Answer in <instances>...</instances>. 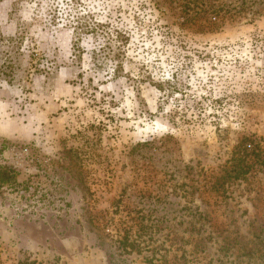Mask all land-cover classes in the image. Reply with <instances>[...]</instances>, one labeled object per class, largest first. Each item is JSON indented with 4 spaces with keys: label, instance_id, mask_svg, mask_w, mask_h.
<instances>
[{
    "label": "rangeland",
    "instance_id": "obj_1",
    "mask_svg": "<svg viewBox=\"0 0 264 264\" xmlns=\"http://www.w3.org/2000/svg\"><path fill=\"white\" fill-rule=\"evenodd\" d=\"M244 135L264 0H0V264H264Z\"/></svg>",
    "mask_w": 264,
    "mask_h": 264
},
{
    "label": "trees",
    "instance_id": "obj_2",
    "mask_svg": "<svg viewBox=\"0 0 264 264\" xmlns=\"http://www.w3.org/2000/svg\"><path fill=\"white\" fill-rule=\"evenodd\" d=\"M70 1H73L76 5L80 0ZM76 18L78 26L76 25L75 29L79 32L93 33L97 30L96 25L93 26V24H88L86 21L82 22L85 17L77 15ZM256 173L264 174V138L256 135H244L234 147L228 160V166L218 179L220 178L219 182L223 186L225 182L244 180ZM11 179V170L7 168L0 169V182H9Z\"/></svg>",
    "mask_w": 264,
    "mask_h": 264
}]
</instances>
